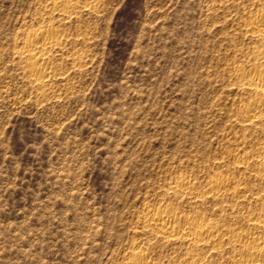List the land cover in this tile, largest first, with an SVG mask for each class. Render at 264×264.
Listing matches in <instances>:
<instances>
[{
	"label": "rangeland",
	"instance_id": "rangeland-1",
	"mask_svg": "<svg viewBox=\"0 0 264 264\" xmlns=\"http://www.w3.org/2000/svg\"><path fill=\"white\" fill-rule=\"evenodd\" d=\"M54 1L0 0V264H124L134 248L177 264L186 246L143 228L158 208L246 230L264 202V121L239 123L254 93L234 67L264 0ZM52 29L38 82L23 42ZM216 173L240 181L222 203L234 212L170 188L185 175L207 189ZM223 249L206 259L229 264Z\"/></svg>",
	"mask_w": 264,
	"mask_h": 264
},
{
	"label": "bare ground",
	"instance_id": "bare-ground-1",
	"mask_svg": "<svg viewBox=\"0 0 264 264\" xmlns=\"http://www.w3.org/2000/svg\"><path fill=\"white\" fill-rule=\"evenodd\" d=\"M72 3L70 4L71 7L75 5ZM53 6L57 10L65 12V7L69 4L64 0H55ZM257 7L256 11L250 14V19L244 24L246 27L244 31H247L255 42L248 53V64H239L234 67L235 79L239 81V84L245 85L243 87L247 91L254 93L253 99L244 106L242 118L239 120L240 124L246 126H255L264 121V3H258ZM59 35L58 31L52 29L40 35L31 34L23 42L21 58L25 60L27 64L25 65L28 66L38 82L49 76L48 68L46 69L47 65L44 66L43 62L48 51L55 48L57 44L59 45ZM41 83H39L41 87L47 84ZM238 157L237 166L243 168L251 156L242 154ZM260 174L264 175V163ZM208 185L207 189L199 188L193 184L190 177L180 175L170 188L174 193L193 199L196 204L204 203L209 199L220 205V211H223L224 208L234 212L236 202L230 203L229 208H225V204L222 203L228 197L237 201L240 194L243 193L240 181L235 177L216 173L208 178ZM263 198L256 199L263 201ZM261 204L248 211L249 221L246 230L210 218L200 210L190 214L175 207L149 210L143 219V228L162 240L180 242L186 246L185 256L177 264H216L217 261H208L206 256L207 254L212 256L222 254L224 245H228L232 251L228 258L229 264H264V202ZM124 264L158 263L153 262L146 249L134 248Z\"/></svg>",
	"mask_w": 264,
	"mask_h": 264
}]
</instances>
